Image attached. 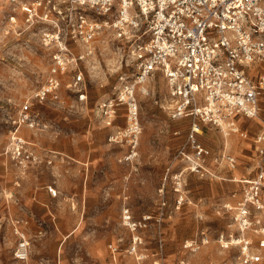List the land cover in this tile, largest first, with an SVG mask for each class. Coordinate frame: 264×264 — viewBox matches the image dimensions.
<instances>
[{"label": "rangeland", "instance_id": "374dc122", "mask_svg": "<svg viewBox=\"0 0 264 264\" xmlns=\"http://www.w3.org/2000/svg\"><path fill=\"white\" fill-rule=\"evenodd\" d=\"M11 13L9 1L0 0V264H18L13 258L17 237L12 219L22 215L32 241L31 264H57L63 240L61 264H108L114 246L119 247L118 261L131 262L127 249L135 233L125 222L126 209L135 220L151 217L139 230L144 264H239L237 249L223 248L217 239L230 229L223 205L241 188L234 179L255 174L253 138L261 122L248 120L242 132L228 135V140L220 129L199 121L203 132L198 139L210 151L205 161L210 172H184L180 184L176 175L184 168L178 153L193 120L171 118L165 109L167 81L158 72L144 84L150 94L138 92V154L125 161L128 143L114 142L110 136L127 125L126 109L118 111L115 126L107 127L99 104L134 77L138 59L135 40L107 29L94 42V55L80 63L87 102L67 88L70 74H66L61 102L35 103L42 123L27 129L43 150L56 151L57 157L52 164L22 170L4 154L9 137L6 120L45 81L52 49L41 42L45 24L29 27L18 11V25L12 27ZM223 153L236 156L235 168L221 160ZM50 187L57 188V196L50 194ZM191 241L200 248H186Z\"/></svg>", "mask_w": 264, "mask_h": 264}, {"label": "built area", "instance_id": "2783aa9c", "mask_svg": "<svg viewBox=\"0 0 264 264\" xmlns=\"http://www.w3.org/2000/svg\"><path fill=\"white\" fill-rule=\"evenodd\" d=\"M8 1L13 11L9 17L12 27L18 25V11L29 27L45 24L40 38L52 53L45 81L21 102L14 116L8 114L9 140L4 154L22 170L53 163L57 153L41 150L22 134V128L38 127L40 118L35 103L61 102L66 74H70L67 88L79 101L87 102L86 75L80 63L94 55L96 39L105 30L114 29L120 37L135 40L137 72L121 83L115 96L102 100L99 112L109 126L118 111L126 109L127 125L110 136L114 142L128 143L130 153L125 161L138 154V92L150 94L142 86L158 72L167 81L169 101L165 109L171 118L193 120L187 142L178 153L184 168L176 175L180 184L184 172H210L205 163L210 151L198 139L199 121L228 135L240 132L248 120L261 122V129L253 138L255 174L234 179L241 188L223 205L230 216V229L219 233L217 240L223 248L237 249L239 264H264V0ZM77 46H82L83 51L74 50ZM220 158L232 168L237 165V158L231 153H223ZM49 192L53 197L58 195L57 188L50 187ZM123 216L135 233L127 249L133 261H118L119 247L114 246L108 264H144L146 256L139 230L147 226L151 217L135 220L130 209ZM27 225L25 218L12 219L17 237L13 258L18 264H31L32 241ZM200 246L197 241L185 243L192 250Z\"/></svg>", "mask_w": 264, "mask_h": 264}, {"label": "crops", "instance_id": "0c3cea01", "mask_svg": "<svg viewBox=\"0 0 264 264\" xmlns=\"http://www.w3.org/2000/svg\"><path fill=\"white\" fill-rule=\"evenodd\" d=\"M2 106H4V105H2ZM1 106V107H2ZM119 115V114H118ZM117 115V116H118ZM117 118V117H116ZM116 118H115V120H114V122H113V124L115 123V121H116ZM184 118H190V117H184ZM182 119V118H181ZM253 121V120H252ZM109 125V126H107L106 124H105V126H107V127H112V126H115V125ZM120 127V126H119ZM118 127V128H119ZM116 131H112V133H115ZM22 134L26 137V138H28L29 140H31L32 142H34L41 150H43L42 149V147L39 145V143L35 140V138L33 137V134L31 133V132H29L28 131V129L26 128V127H23L22 128ZM8 140H9V137H8ZM7 143H8V141H7ZM7 143H6V145H7ZM5 145V146H6ZM39 149V150H40ZM52 152H56V151H52ZM57 153V152H56ZM8 157V156H7ZM9 158V157H8ZM17 183H20V181H18ZM15 218H24L25 216H14ZM27 229H28V227H27ZM67 237L65 236L64 237V239H66ZM64 244V240H63V242H61V245L59 246V248H58V260H57V262L59 261V263L61 264V258H60V248H61V246Z\"/></svg>", "mask_w": 264, "mask_h": 264}, {"label": "bare ground", "instance_id": "6f19581e", "mask_svg": "<svg viewBox=\"0 0 264 264\" xmlns=\"http://www.w3.org/2000/svg\"><path fill=\"white\" fill-rule=\"evenodd\" d=\"M142 90H143V91H146V87H145V85L142 86ZM146 95H147V94H146ZM199 131H200V132H203L201 128H199ZM221 131H222V130H221ZM222 132H223V134H224L225 136L228 137V134H227L225 131H222ZM227 139L229 140V137H228ZM237 179H239V178H237ZM156 264H159V262L156 261Z\"/></svg>", "mask_w": 264, "mask_h": 264}]
</instances>
